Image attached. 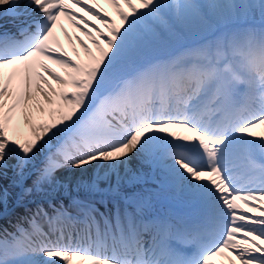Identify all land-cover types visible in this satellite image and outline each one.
<instances>
[{
    "label": "snow or ice",
    "instance_id": "snow-or-ice-1",
    "mask_svg": "<svg viewBox=\"0 0 264 264\" xmlns=\"http://www.w3.org/2000/svg\"><path fill=\"white\" fill-rule=\"evenodd\" d=\"M107 2L0 0V264H264V0Z\"/></svg>",
    "mask_w": 264,
    "mask_h": 264
},
{
    "label": "bare ground",
    "instance_id": "bare-ground-1",
    "mask_svg": "<svg viewBox=\"0 0 264 264\" xmlns=\"http://www.w3.org/2000/svg\"><path fill=\"white\" fill-rule=\"evenodd\" d=\"M125 10H127L126 7H125ZM90 17H91V21H92L93 23H95V24H97V25H99V26H100V25L103 26V24H102L100 21L95 20L91 15H90ZM117 19H118L117 23H119V18L117 17ZM65 20H66V19H65ZM74 37H75V36H74ZM84 39H88V37L86 36V38H84ZM94 52H95V48H94ZM257 131H258V132H262V134H264V130L257 129ZM91 174H92V170L90 169L89 172H88L86 175H91ZM9 175H11V172L9 173ZM62 175H63V174H62ZM77 175H79V173H77ZM5 183L7 184L8 182H5ZM13 205H14V201L10 203V207H13ZM20 208H21V207H15L13 213H12L8 218H5V219H3L2 221H0V223H2L5 227H9V229L11 230V224L9 223V221H11V223L14 224V223L19 219V217H20V213H18V211H19ZM17 213H18V214H17ZM16 214H17V219H14V220H13V218H14V216H15ZM222 261H225L226 264H229V260H228V259H223V258L220 259V262H219V263H217V261H216V264H222Z\"/></svg>",
    "mask_w": 264,
    "mask_h": 264
}]
</instances>
